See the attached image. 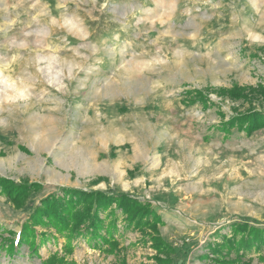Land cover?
Segmentation results:
<instances>
[{"label":"rangeland","instance_id":"374dc122","mask_svg":"<svg viewBox=\"0 0 264 264\" xmlns=\"http://www.w3.org/2000/svg\"><path fill=\"white\" fill-rule=\"evenodd\" d=\"M0 71V176L42 185L21 209L0 194V264L63 254L52 229L37 255L2 244L61 186L151 202L171 264H218L231 224L264 227V125L220 124L264 97L219 91L264 87V0H0ZM119 216L117 249L78 237L66 259L156 264Z\"/></svg>","mask_w":264,"mask_h":264},{"label":"trees","instance_id":"16d2710c","mask_svg":"<svg viewBox=\"0 0 264 264\" xmlns=\"http://www.w3.org/2000/svg\"><path fill=\"white\" fill-rule=\"evenodd\" d=\"M233 85L231 88H220V93L231 99H245L247 95L258 92L264 97V87L255 88ZM202 99L201 93L198 94ZM205 99V98H204ZM223 130L237 126L238 129L250 135L254 130L264 125V113L249 109L220 122ZM37 181L16 182L11 178L0 176V194L7 197L15 209L23 208L30 195L41 188ZM119 213L125 230L134 228L142 233V240L149 241L155 250L153 255L156 264H171L174 248L160 235L158 225L161 217L153 209L151 202L139 200L124 192L106 193L101 190H88L75 187L61 186L56 192L49 193L36 203L31 212L22 222L16 236L2 240L3 247L11 253L22 245L27 246L29 252L36 254L38 248L55 234L65 238L63 254L57 251L51 253L42 264H71L66 255L72 253V241L78 237L99 239L112 249H117L119 242L115 238ZM102 214H105L104 217ZM256 223V222H255ZM250 224L248 220L230 225V234L222 236L219 242H212L209 250L213 255L212 261L218 264H234L241 262L240 257L256 251L260 253L264 248V227ZM40 228L38 230L37 228ZM104 231V233H102ZM6 244V245H5ZM234 252V259L228 258ZM261 255V254H260ZM264 264V256L260 257ZM242 264H250V261Z\"/></svg>","mask_w":264,"mask_h":264},{"label":"bare ground","instance_id":"6f19581e","mask_svg":"<svg viewBox=\"0 0 264 264\" xmlns=\"http://www.w3.org/2000/svg\"><path fill=\"white\" fill-rule=\"evenodd\" d=\"M0 75H1V71H0Z\"/></svg>","mask_w":264,"mask_h":264}]
</instances>
